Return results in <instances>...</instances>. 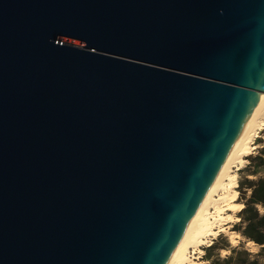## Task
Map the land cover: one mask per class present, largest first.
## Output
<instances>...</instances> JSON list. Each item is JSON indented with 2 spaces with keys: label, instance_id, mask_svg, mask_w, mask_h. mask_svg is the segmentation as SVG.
Masks as SVG:
<instances>
[{
  "label": "water",
  "instance_id": "obj_1",
  "mask_svg": "<svg viewBox=\"0 0 264 264\" xmlns=\"http://www.w3.org/2000/svg\"><path fill=\"white\" fill-rule=\"evenodd\" d=\"M264 93V0H0V264H164Z\"/></svg>",
  "mask_w": 264,
  "mask_h": 264
},
{
  "label": "bare ground",
  "instance_id": "obj_2",
  "mask_svg": "<svg viewBox=\"0 0 264 264\" xmlns=\"http://www.w3.org/2000/svg\"><path fill=\"white\" fill-rule=\"evenodd\" d=\"M264 93L259 95L252 106L246 124L230 149L218 174L207 189V192L195 214L188 222L177 246L164 264H207L201 261L203 248L219 234H224L228 242L234 246L237 233L230 231V224L237 218L243 205L237 201L236 172L247 163V157L264 141ZM253 243L247 242L248 246ZM253 249V248H252Z\"/></svg>",
  "mask_w": 264,
  "mask_h": 264
},
{
  "label": "rangeland",
  "instance_id": "obj_3",
  "mask_svg": "<svg viewBox=\"0 0 264 264\" xmlns=\"http://www.w3.org/2000/svg\"><path fill=\"white\" fill-rule=\"evenodd\" d=\"M255 143L262 148L254 150L245 166L236 172L237 201L243 207L234 214L237 220L229 230L237 233V242L232 246L224 234H219L203 248L201 261L207 264H264V206L256 203L246 207L253 190L261 189L259 181L264 180V141L257 138ZM249 241L251 246L247 245Z\"/></svg>",
  "mask_w": 264,
  "mask_h": 264
},
{
  "label": "trees",
  "instance_id": "obj_4",
  "mask_svg": "<svg viewBox=\"0 0 264 264\" xmlns=\"http://www.w3.org/2000/svg\"><path fill=\"white\" fill-rule=\"evenodd\" d=\"M259 186H261V189L253 190L250 199L246 203V207L253 206L256 203L264 206V180L259 181Z\"/></svg>",
  "mask_w": 264,
  "mask_h": 264
},
{
  "label": "built area",
  "instance_id": "obj_5",
  "mask_svg": "<svg viewBox=\"0 0 264 264\" xmlns=\"http://www.w3.org/2000/svg\"><path fill=\"white\" fill-rule=\"evenodd\" d=\"M256 140V139H255ZM262 146V145H261Z\"/></svg>",
  "mask_w": 264,
  "mask_h": 264
}]
</instances>
